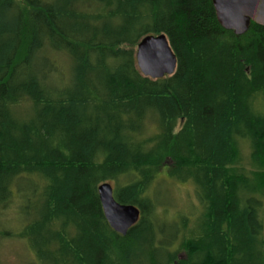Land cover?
<instances>
[{"label": "trees", "instance_id": "obj_1", "mask_svg": "<svg viewBox=\"0 0 264 264\" xmlns=\"http://www.w3.org/2000/svg\"><path fill=\"white\" fill-rule=\"evenodd\" d=\"M160 33L176 67L151 79L135 51ZM103 182L140 210L125 235ZM173 182L196 208L168 215ZM8 240L27 264H264V25L225 29L212 0H0Z\"/></svg>", "mask_w": 264, "mask_h": 264}, {"label": "water", "instance_id": "obj_2", "mask_svg": "<svg viewBox=\"0 0 264 264\" xmlns=\"http://www.w3.org/2000/svg\"><path fill=\"white\" fill-rule=\"evenodd\" d=\"M217 20L225 29L241 34L250 21L264 25V0H212ZM136 65L143 76L151 79L172 75L176 58L165 34L142 37L135 51ZM103 215L115 232L125 235L140 218V210L133 204L119 203L113 187L103 182L97 187Z\"/></svg>", "mask_w": 264, "mask_h": 264}, {"label": "rangeland", "instance_id": "obj_3", "mask_svg": "<svg viewBox=\"0 0 264 264\" xmlns=\"http://www.w3.org/2000/svg\"><path fill=\"white\" fill-rule=\"evenodd\" d=\"M169 193L165 187H163L162 199L167 204L166 209L168 215L173 214L174 211H178L180 208H196L197 202L193 195L192 187L189 183L173 182L171 183ZM195 203V204H194ZM192 205V206H191ZM194 206V207H193ZM32 256L28 250L24 247V244L19 241L8 240L3 242L0 248V264H27L28 261H32ZM29 264V263H28Z\"/></svg>", "mask_w": 264, "mask_h": 264}]
</instances>
